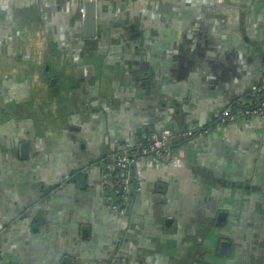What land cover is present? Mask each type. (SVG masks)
Masks as SVG:
<instances>
[{"label": "crops", "instance_id": "crops-1", "mask_svg": "<svg viewBox=\"0 0 264 264\" xmlns=\"http://www.w3.org/2000/svg\"><path fill=\"white\" fill-rule=\"evenodd\" d=\"M92 1L98 37L81 45L68 34L84 32L85 0H0V236L14 264H114L122 254L128 264H141L142 258L175 264L179 252L190 247L176 246L178 240H189L197 226L215 221L235 200L228 183L264 182V128L235 125L212 137L177 141L174 159L164 165L139 158L135 175L145 191L135 195L130 221L103 205V184L110 186L114 179L104 176L102 160L146 145L168 118L180 133L217 121L229 103L249 97L251 85L264 76V64L216 85L224 71L211 66L237 64L231 53L236 46L228 43L231 32L215 30L209 20L217 11L206 14L201 8L184 13L187 26L177 42L179 30L172 24L161 27L158 42L103 44L98 39L110 36L117 25L125 31L126 13H146V18L176 13L165 5L170 0ZM145 65L164 83L153 94L146 89L150 72ZM60 80L66 83L64 97L56 85ZM161 108H171L170 115ZM17 136L19 144L12 139ZM22 143L29 145L26 158L20 155ZM217 146L223 155H216ZM253 149L257 153L251 156ZM231 154H241L238 163ZM202 170L229 176L222 181L226 185L203 177ZM237 200L252 206L264 197L244 188ZM160 231L173 236L170 253L162 250L158 262L148 247L161 245Z\"/></svg>", "mask_w": 264, "mask_h": 264}, {"label": "flooded vegetation", "instance_id": "flooded-vegetation-1", "mask_svg": "<svg viewBox=\"0 0 264 264\" xmlns=\"http://www.w3.org/2000/svg\"><path fill=\"white\" fill-rule=\"evenodd\" d=\"M168 3L169 4L165 3V5L168 9H170L171 12L176 13V15H169L165 16L164 18H154L151 16L149 18H146V13H126L123 17L126 22V26L123 27L125 31H120L122 27L120 25H117V29L113 30L110 36L109 34H103L98 40L102 41L103 44H105L106 42L110 44L111 41L122 42L128 47H130V44L135 42L140 43L141 41H143L144 44L158 42L159 39L163 38V29L161 27H163V25L168 27V25L173 24V26L175 28L177 27L179 30L178 32H175L176 39L174 41L177 42L180 36H182V32L184 31L185 26H187V19L185 18L184 13L189 11L192 12L193 10H197L199 8L203 9L204 13L206 14H209L211 10H216L217 14L214 13L215 15L212 16V18H210L209 20L213 22L215 30H217L216 28H221L227 29V33L231 32L228 43L236 46L231 48V53L232 56L237 58L238 63H233L231 65H223L222 63L212 65V71H214V69L216 68L223 69L224 71L223 75L219 74L221 76L220 83L218 81L215 82V84L219 86L221 85V82H224V80L231 81L234 76H237L242 71L253 69V65L264 64V0H170ZM165 5L162 4L161 6L164 7ZM161 6L159 7L160 10H162ZM83 12L84 9L82 10V13ZM138 30L140 32H138ZM68 37L70 38V40L74 39L76 42L80 41V34L78 32H71L68 34ZM186 37H188V35ZM76 46L77 45H75V47ZM183 46L184 45H182V47ZM141 49L142 51H144L145 45H143ZM186 49L190 50L189 47H187ZM143 67L144 71H147L148 73L150 72V80H148V87L146 89L152 91V94L153 92H158L160 90V85L161 87H164L163 80L159 79L156 76V71L150 70V67L148 65H145ZM214 72L213 74L216 75V73ZM211 80H214V78H211ZM252 86L253 84L251 85V87ZM153 89H155L156 91ZM248 94L250 95V91ZM238 102L239 101L234 100L229 103L227 107H225L218 114L217 121L211 122L205 127L197 129H187L185 132L181 133L176 130V124L173 122L174 120L168 118L169 122L164 128H169L173 133V138L171 139L169 145L168 155L166 154L165 156H155L153 154H146L141 155L143 157L139 156L140 147L148 145L159 134L153 136L152 139L148 140L146 145L139 144L135 146L133 145L132 147H127L126 153L128 152L129 154H134L133 157L135 158V160L129 167L131 174L128 185L129 191L126 195V199L123 201H120V191L122 187L118 179V176L121 177L122 171L117 167L116 158L118 155L124 153H117L102 160L104 176L109 175L114 179V183L110 186H108V183L107 185L106 183L103 184L105 191L104 193L106 196L103 203L105 209L109 213L115 214L119 217H124L125 219H127V221L131 220L130 218L134 211L133 199L135 195H137V193H143L145 191V184H143L142 180L138 179L135 175V167L139 162V158H150L153 159L152 162L159 165H164L172 162V160L174 159V146L176 145L177 141H180L181 143H187L190 140L198 138L203 139L212 137V134H218L220 132L225 133L228 127L235 125L240 126L243 129H252L256 125H258L257 127L263 129L264 124H260L257 121L250 124H245L244 122H231L223 116L225 111L230 110ZM162 107H166V104L162 103ZM161 110L165 109L161 108ZM171 110L172 109L169 108L165 111L167 113ZM167 115L169 116L170 113H167ZM159 120L160 119H156V121ZM12 139H14L16 142L20 141L18 136ZM1 142L2 141L0 140V143ZM22 146L23 143L20 144L21 156ZM7 147L8 146H6L5 149L9 151V153H12L13 151L9 150V147ZM215 153L218 156L223 155V149L217 146L215 149ZM256 153L257 150H251V156L255 155ZM240 155L231 154L229 158L236 160V162L238 163L240 160L238 157ZM262 159L263 155L261 154L260 160L262 161ZM258 163H260V161H258ZM262 163L264 166V161H262ZM250 164L252 169L256 170V168L258 167L257 162L255 163V159H251ZM201 173H203V177L215 180V184L218 186L226 185L222 181H225L229 178V176L227 175L217 174L218 171L213 173L210 172L214 176H212L211 174L209 175V172H205L203 170L199 174ZM262 179L263 178L254 180L249 184L236 182L228 183L234 188L233 190H235V200L232 202V204L224 207L223 210L219 211L215 221L211 220L210 222H205L200 227L197 226L199 230H197L194 234H189V237H187L189 240H178V244L176 246L182 248V246L179 245L180 243L181 245H190V247L187 253L179 252V257L175 264H264V200L262 201V203L255 202V204H252V206H245V202H243L242 200H237L239 199V196L244 188H252L255 192H260V194L264 197V182L262 181ZM252 199L255 198L252 196ZM0 201L2 202V200ZM113 204L117 205L123 213L115 211L113 209ZM34 208L30 207L29 209L32 214L36 213ZM183 212L185 211L183 210ZM196 212L197 214H201V211L196 210ZM207 213L211 214L209 213V210ZM207 213L205 212V214ZM186 214L184 215L186 216ZM185 218L186 217H183V220H185ZM183 220H180L182 224ZM237 223L239 224V226H237ZM167 225L170 229L171 224ZM199 231L202 232L199 233ZM159 233H161V235L158 236V241L159 244L161 243V245H158V247L157 243L155 242L154 248L148 247V250L150 249L149 251L153 254V256L157 257L155 261L158 262L159 259H163L160 258L159 255L162 250L165 254L170 253L169 245L171 243L169 239L173 236L172 234L168 233L166 235L162 231H160ZM230 233L232 234L231 239L227 237ZM145 235L146 234H143L142 237L145 238ZM119 236L116 241L117 248L121 247L122 237L120 238ZM0 245L8 254V251H6L7 249L5 248L3 243V235L0 236ZM117 255L119 256L120 253H117ZM115 260L116 262L114 264H128L125 262L126 259L123 254ZM146 260L147 259L142 258V260H138V262H140L141 264H152L148 262L149 259L148 261Z\"/></svg>", "mask_w": 264, "mask_h": 264}, {"label": "built area", "instance_id": "built-area-1", "mask_svg": "<svg viewBox=\"0 0 264 264\" xmlns=\"http://www.w3.org/2000/svg\"><path fill=\"white\" fill-rule=\"evenodd\" d=\"M250 99L241 101L240 108L237 105L241 104L239 101L230 110L224 112V117L231 122H244L250 124L252 122H259L264 124V76L259 83L253 84L250 90ZM247 102V103H246ZM238 108V109H237ZM173 138V133L169 128H163L156 138L146 146H141L139 149V156L146 154H153L155 156H165L169 154V144ZM134 154L124 153L118 155L116 160L117 167L122 171L121 177L118 176L121 185L120 201L126 199L129 191V180L131 178L129 167L133 164L135 158ZM113 209L117 212L123 213L121 209L113 204ZM0 264H14L13 259L4 251L0 245Z\"/></svg>", "mask_w": 264, "mask_h": 264}, {"label": "water", "instance_id": "water-1", "mask_svg": "<svg viewBox=\"0 0 264 264\" xmlns=\"http://www.w3.org/2000/svg\"><path fill=\"white\" fill-rule=\"evenodd\" d=\"M96 2L92 0H85L84 3V12L83 23H84V32H80V44L84 43L86 40H95L97 35V11H96ZM90 49V48H89ZM90 51V50H88ZM170 145V144H169ZM28 144H23L22 146V157L26 158L28 156ZM106 149V148H105ZM84 182V179H79V183Z\"/></svg>", "mask_w": 264, "mask_h": 264}, {"label": "rangeland", "instance_id": "rangeland-1", "mask_svg": "<svg viewBox=\"0 0 264 264\" xmlns=\"http://www.w3.org/2000/svg\"><path fill=\"white\" fill-rule=\"evenodd\" d=\"M48 67V66H47ZM55 69H56V72H57V70H58V68H56V66H55ZM47 70V69H46ZM60 79V78H59ZM54 82V79L53 80H50V82H49V85L51 86V84ZM56 83V82H55ZM65 82L63 83L61 80L59 81V83H57L56 85L58 86V90H59V95H61L62 97H64V92H65V90H66V87H65ZM68 85V84H67ZM66 85V86H67ZM52 87V86H51ZM54 92H55V89H54V87H53V89H52ZM56 97V99L58 100L59 99V97L56 95L55 96ZM27 105H30V103H28ZM52 113H53V108H52V112H50V114L49 115H52ZM49 115H44V116H49ZM43 123H40V125H42Z\"/></svg>", "mask_w": 264, "mask_h": 264}, {"label": "trees", "instance_id": "trees-1", "mask_svg": "<svg viewBox=\"0 0 264 264\" xmlns=\"http://www.w3.org/2000/svg\"><path fill=\"white\" fill-rule=\"evenodd\" d=\"M260 81H261V80H260ZM260 81H259V82H260ZM259 82H257V83H259ZM247 99L249 100V99H250V96H249ZM247 99H246V100H247ZM246 100H245V101H246ZM246 103H247V102H246ZM241 106H242V102H241V104L237 105L238 108H240ZM238 108H237V109H238Z\"/></svg>", "mask_w": 264, "mask_h": 264}]
</instances>
